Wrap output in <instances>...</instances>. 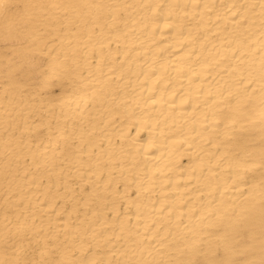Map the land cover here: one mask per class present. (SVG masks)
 <instances>
[{"label": "bare ground", "instance_id": "1", "mask_svg": "<svg viewBox=\"0 0 264 264\" xmlns=\"http://www.w3.org/2000/svg\"><path fill=\"white\" fill-rule=\"evenodd\" d=\"M0 264H264V0H0Z\"/></svg>", "mask_w": 264, "mask_h": 264}, {"label": "rangeland", "instance_id": "2", "mask_svg": "<svg viewBox=\"0 0 264 264\" xmlns=\"http://www.w3.org/2000/svg\"><path fill=\"white\" fill-rule=\"evenodd\" d=\"M4 53V52H3ZM31 67H33V66H35V64H33V65H30ZM25 67H27V68H30L29 66H27V65H24V68ZM30 71V70H29ZM29 71H27V73H29Z\"/></svg>", "mask_w": 264, "mask_h": 264}]
</instances>
